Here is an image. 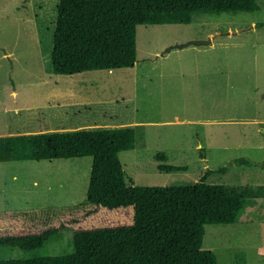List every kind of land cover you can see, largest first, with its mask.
<instances>
[{
  "label": "rangeland",
  "instance_id": "374dc122",
  "mask_svg": "<svg viewBox=\"0 0 264 264\" xmlns=\"http://www.w3.org/2000/svg\"><path fill=\"white\" fill-rule=\"evenodd\" d=\"M256 1L254 14L141 25L133 68L61 76L52 70L59 0H0V136L138 124L136 149L120 155L128 185L189 186L210 171V185L264 188V0ZM92 164L0 163V235L81 221L41 250L0 249V261L68 255L74 230L133 223L132 208L85 204ZM203 249L219 264H264V199L235 225L207 226Z\"/></svg>",
  "mask_w": 264,
  "mask_h": 264
},
{
  "label": "trees",
  "instance_id": "16d2710c",
  "mask_svg": "<svg viewBox=\"0 0 264 264\" xmlns=\"http://www.w3.org/2000/svg\"><path fill=\"white\" fill-rule=\"evenodd\" d=\"M260 10L256 0H59L52 70L56 75L74 76L130 69L137 62L141 25H189L208 17ZM136 145L134 125L0 136V163L92 157L85 204L134 212L130 225L74 230L71 254L0 264H219L214 252L203 249L206 227L235 225L249 203L264 199V188L210 185V171L189 186L128 185L120 155ZM157 158L167 161L164 153ZM233 164L253 167L245 159ZM158 169L164 173L185 170L166 164ZM80 223L74 218L46 230L0 235V249L38 251Z\"/></svg>",
  "mask_w": 264,
  "mask_h": 264
},
{
  "label": "crops",
  "instance_id": "0c3cea01",
  "mask_svg": "<svg viewBox=\"0 0 264 264\" xmlns=\"http://www.w3.org/2000/svg\"><path fill=\"white\" fill-rule=\"evenodd\" d=\"M15 93H16V92H12L13 95H15ZM131 125H133V124H131ZM137 125H138V124H135L134 126H136V128H137ZM43 132H45V131H43ZM21 133H22V132H21ZM32 133H42V131H41V132H31V131H27V132H25V131H24L23 134H32ZM11 135H16V134H11Z\"/></svg>",
  "mask_w": 264,
  "mask_h": 264
},
{
  "label": "water",
  "instance_id": "95a60500",
  "mask_svg": "<svg viewBox=\"0 0 264 264\" xmlns=\"http://www.w3.org/2000/svg\"><path fill=\"white\" fill-rule=\"evenodd\" d=\"M192 44L197 45V46H200V45H208L209 43L204 42V41H198V42H194V43H192ZM185 47H186V46H185Z\"/></svg>",
  "mask_w": 264,
  "mask_h": 264
}]
</instances>
